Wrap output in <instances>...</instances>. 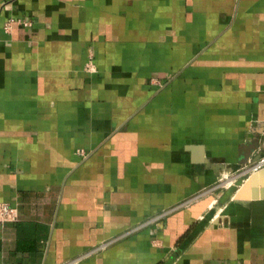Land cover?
<instances>
[{"label": "crops", "instance_id": "1", "mask_svg": "<svg viewBox=\"0 0 264 264\" xmlns=\"http://www.w3.org/2000/svg\"><path fill=\"white\" fill-rule=\"evenodd\" d=\"M256 145L264 0H0V264H264Z\"/></svg>", "mask_w": 264, "mask_h": 264}, {"label": "built area", "instance_id": "2", "mask_svg": "<svg viewBox=\"0 0 264 264\" xmlns=\"http://www.w3.org/2000/svg\"><path fill=\"white\" fill-rule=\"evenodd\" d=\"M15 22L24 24V25H29L31 24L30 19L27 18H19V17H10L6 22H5V30L10 31L13 27V24ZM88 66L92 67L93 62L90 59L88 62ZM264 167V154L259 156L258 158L255 159H249L247 162L242 164L241 167L236 172H233L231 176L233 179L239 178L241 181H245V179L250 175L251 172L259 170ZM229 176V175H227ZM242 182V183H243ZM18 219V210L17 207L10 202L7 201H0V221L1 222H6V221H14ZM109 241H104L102 242L99 246L85 252L83 255L89 254L99 248H103L108 244ZM80 257L74 258L73 260H70L69 262H74L77 261ZM69 262L65 263L68 264Z\"/></svg>", "mask_w": 264, "mask_h": 264}, {"label": "water", "instance_id": "3", "mask_svg": "<svg viewBox=\"0 0 264 264\" xmlns=\"http://www.w3.org/2000/svg\"><path fill=\"white\" fill-rule=\"evenodd\" d=\"M258 145L254 146L251 149V153L249 155H245L246 157L244 158V160H242V162H246L248 160L247 158H249L253 151L257 149ZM250 196L253 198H264V167L251 172L235 193V197L237 198H245ZM210 199L211 197L206 199L202 203L201 207H205Z\"/></svg>", "mask_w": 264, "mask_h": 264}, {"label": "rangeland", "instance_id": "4", "mask_svg": "<svg viewBox=\"0 0 264 264\" xmlns=\"http://www.w3.org/2000/svg\"><path fill=\"white\" fill-rule=\"evenodd\" d=\"M226 175V174H225ZM226 180H227V178H223L222 179V181H221V183H226ZM233 185H235V183H232V184H230L229 186H227V187H231V186H233Z\"/></svg>", "mask_w": 264, "mask_h": 264}]
</instances>
